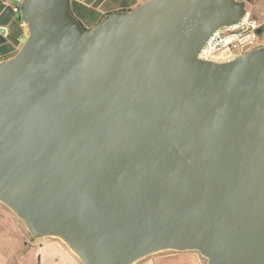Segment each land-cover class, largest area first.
Wrapping results in <instances>:
<instances>
[{
  "label": "water",
  "instance_id": "95a60500",
  "mask_svg": "<svg viewBox=\"0 0 264 264\" xmlns=\"http://www.w3.org/2000/svg\"><path fill=\"white\" fill-rule=\"evenodd\" d=\"M245 9L147 0L85 29L70 0H24L0 62V203L83 264H264V46L197 58Z\"/></svg>",
  "mask_w": 264,
  "mask_h": 264
},
{
  "label": "crops",
  "instance_id": "0c3cea01",
  "mask_svg": "<svg viewBox=\"0 0 264 264\" xmlns=\"http://www.w3.org/2000/svg\"><path fill=\"white\" fill-rule=\"evenodd\" d=\"M24 0H0V62L10 58L27 36L25 24L20 20ZM147 0H70L74 13L83 25H94L103 16L132 10ZM259 22L264 23V0L243 1ZM247 9V7H246ZM264 11V10H263ZM261 42L264 46V31ZM0 264H83L79 256L57 237H35L27 227L0 203ZM133 264H206L196 251H165L147 256Z\"/></svg>",
  "mask_w": 264,
  "mask_h": 264
},
{
  "label": "built area",
  "instance_id": "2783aa9c",
  "mask_svg": "<svg viewBox=\"0 0 264 264\" xmlns=\"http://www.w3.org/2000/svg\"><path fill=\"white\" fill-rule=\"evenodd\" d=\"M264 23L245 9L242 18L212 31L200 47L197 58L203 62L224 63L248 52L263 40Z\"/></svg>",
  "mask_w": 264,
  "mask_h": 264
},
{
  "label": "trees",
  "instance_id": "16d2710c",
  "mask_svg": "<svg viewBox=\"0 0 264 264\" xmlns=\"http://www.w3.org/2000/svg\"><path fill=\"white\" fill-rule=\"evenodd\" d=\"M70 11H71V14L75 17V19H77V20L79 21V19H78L77 16H76V13H74V5H73L72 3H70ZM100 19H101V18H100ZM100 19H99V20H100ZM99 20H98V21H99ZM98 21H97V22H98ZM79 22H80V21H79ZM97 22H96V23H97ZM80 23H81V22H80ZM96 23H95V24H96ZM95 24H94V25H95ZM81 25H82L85 29H89V28H91V27L94 26V25H83L82 23H81Z\"/></svg>",
  "mask_w": 264,
  "mask_h": 264
},
{
  "label": "rangeland",
  "instance_id": "374dc122",
  "mask_svg": "<svg viewBox=\"0 0 264 264\" xmlns=\"http://www.w3.org/2000/svg\"><path fill=\"white\" fill-rule=\"evenodd\" d=\"M236 1H248V2H256V1H258V0H236ZM245 5V4H244ZM246 7H247V10H250L249 8V5L247 4L246 5ZM256 10L258 11L259 10V14L260 15H263L264 14V9H262V7H261V9L260 8H256ZM261 19H259L258 21H260ZM256 47H258V46H256ZM255 48V47H254ZM168 251H170V250H168ZM161 252H165V251H161ZM158 253H160V252H158ZM155 254H157V253H155ZM152 255H154V254H152ZM151 256V255H150Z\"/></svg>",
  "mask_w": 264,
  "mask_h": 264
}]
</instances>
